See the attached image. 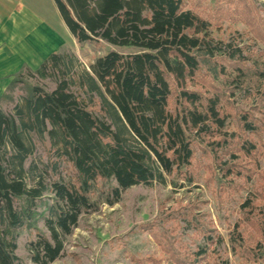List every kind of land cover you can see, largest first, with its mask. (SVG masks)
<instances>
[{
	"label": "trees",
	"instance_id": "16d2710c",
	"mask_svg": "<svg viewBox=\"0 0 264 264\" xmlns=\"http://www.w3.org/2000/svg\"><path fill=\"white\" fill-rule=\"evenodd\" d=\"M187 1L54 0L79 43L105 42L131 51L111 49L91 72L81 74L73 71L71 55L52 54L36 70L25 67L0 99V264H23L17 254L19 230L33 218L45 191L53 195L46 219L49 236L39 233L31 241L34 264H53L62 256L65 238L81 215L94 208L91 193L98 183H115L109 186L113 204L135 185L166 181V175L174 174L190 179L192 135H221L229 117L228 90H259L264 105V61L234 39L214 38L210 20L187 8ZM229 4L234 9L222 17H238L264 45V20L253 7L246 0ZM204 66L226 75L229 88L205 81L204 91L190 89L199 84ZM24 76L52 79L56 87L31 85L11 108H4L3 100H10V90ZM83 90L97 94L111 121L93 110ZM237 117L244 134L260 130L253 116ZM46 135L69 163L72 181L55 180L49 187L43 173L28 183L25 163L36 148L35 138ZM221 138L217 144L231 148L234 140ZM237 142L246 155L256 151L250 139ZM245 206L248 222L264 238V218H257L251 200ZM208 239L213 242L210 235ZM230 243L248 256L254 250L237 230Z\"/></svg>",
	"mask_w": 264,
	"mask_h": 264
},
{
	"label": "rangeland",
	"instance_id": "374dc122",
	"mask_svg": "<svg viewBox=\"0 0 264 264\" xmlns=\"http://www.w3.org/2000/svg\"><path fill=\"white\" fill-rule=\"evenodd\" d=\"M231 1L239 0H188L187 8L196 9L210 20L214 38L234 39L264 61V45L255 41L248 26L238 17H222L225 10L234 9ZM246 1L255 16L264 20V0ZM111 49L131 51L105 42H78L72 46L68 41L63 53L74 58L73 71L81 74L91 72L95 61ZM20 79L8 94L10 100H3L4 108H11L31 85L39 84L47 90L56 87L52 79ZM226 80V75L212 73L204 66L197 79L199 84L190 89L204 91L205 81H210L227 90ZM260 93L256 89L227 91L229 117L222 136L192 135L195 157L190 179L174 174L166 175V181L135 185L124 190L121 199L113 204L109 203L113 199L109 186L115 183H98L91 193L94 208L81 215L78 226L65 238L62 256L53 264H264V238L248 222L250 209L245 206L251 200L257 218H264V105ZM82 94L99 116L111 121L108 115L104 116L97 94L86 90ZM238 113L253 116L260 125L258 133L244 134ZM221 137L234 140L231 148L223 149L217 144ZM239 138L255 142L256 151L250 155L241 152ZM35 140L36 148L25 163L28 183L33 184V176L43 173L49 187L55 180L72 181L69 163L51 146L49 137ZM52 203V193L45 191L33 218L19 230L17 254L23 264H34L29 250L31 241L39 233L49 236L46 219ZM236 230L243 233L246 245L254 248L250 256L232 249L230 238Z\"/></svg>",
	"mask_w": 264,
	"mask_h": 264
},
{
	"label": "crops",
	"instance_id": "0c3cea01",
	"mask_svg": "<svg viewBox=\"0 0 264 264\" xmlns=\"http://www.w3.org/2000/svg\"><path fill=\"white\" fill-rule=\"evenodd\" d=\"M78 44L54 0H0V99L25 67Z\"/></svg>",
	"mask_w": 264,
	"mask_h": 264
}]
</instances>
